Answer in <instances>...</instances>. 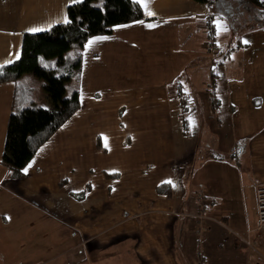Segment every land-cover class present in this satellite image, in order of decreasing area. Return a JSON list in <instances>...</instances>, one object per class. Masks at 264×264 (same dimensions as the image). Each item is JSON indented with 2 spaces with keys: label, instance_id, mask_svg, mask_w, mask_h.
Returning <instances> with one entry per match:
<instances>
[{
  "label": "crops",
  "instance_id": "obj_1",
  "mask_svg": "<svg viewBox=\"0 0 264 264\" xmlns=\"http://www.w3.org/2000/svg\"><path fill=\"white\" fill-rule=\"evenodd\" d=\"M80 1L0 0V65ZM131 1L144 18L86 42L81 109L23 177L0 149V264H264V51L249 53L238 30L260 13ZM14 83L0 85V136ZM167 184L171 198L158 193Z\"/></svg>",
  "mask_w": 264,
  "mask_h": 264
},
{
  "label": "trees",
  "instance_id": "obj_2",
  "mask_svg": "<svg viewBox=\"0 0 264 264\" xmlns=\"http://www.w3.org/2000/svg\"><path fill=\"white\" fill-rule=\"evenodd\" d=\"M193 1L219 12L225 1H239L260 13L258 17H250L255 20L252 28L264 26V0ZM67 18L68 22L60 23L46 32L25 33L19 59L0 65V85L16 83L9 116L7 154L3 160L14 179L23 177V170L35 158L39 149L81 109L79 89L83 68L82 51L86 42L95 36L111 34L117 26L140 21L144 17L131 0H81L69 6ZM213 32L211 29V34ZM212 43L217 44L219 49L217 56L215 54L213 57L219 65L221 49L215 38L211 40ZM25 74H35L48 82L46 91L56 106L54 111L34 108V89L20 81ZM107 177L117 178L118 175ZM89 191L90 186L73 196L85 200ZM158 193L171 198V185H161Z\"/></svg>",
  "mask_w": 264,
  "mask_h": 264
},
{
  "label": "rangeland",
  "instance_id": "obj_3",
  "mask_svg": "<svg viewBox=\"0 0 264 264\" xmlns=\"http://www.w3.org/2000/svg\"><path fill=\"white\" fill-rule=\"evenodd\" d=\"M255 20L247 17L246 18V22L240 23V25L242 27L238 28V30L241 32L239 34L240 39L243 41V47H248L249 50H247L249 53H255V54H260L261 51H264V26H260L258 28H252V26L254 25ZM40 32V31H39ZM43 32V31H41ZM245 41H247V43H245ZM221 47V46H220ZM83 52V51H82ZM137 69L135 68L133 70V68L131 69L130 73H134L136 72ZM140 71H138L139 73ZM130 73L127 74V76L130 75ZM143 73L140 72V75H142ZM135 76L137 74H134ZM133 75V76H134ZM143 78H145L144 76H141L140 79L142 80ZM147 79V78H146ZM137 80V79H135ZM20 81H22L21 84L23 85H28L30 87H32L33 90V103H35L36 105L39 106L40 109H44L47 111L52 110V105L49 104V100L48 97L49 94L46 91V88L48 87V82L44 79H41L39 77H37V75L35 74H25ZM137 83H131L130 85H119V87H131V86H137L135 85ZM13 85H15L14 87H16V84L14 83ZM12 85V86H13ZM70 95V93H69ZM10 115H8V117L5 114V119L3 118V121L1 122L2 126V133L0 136V149H4L6 148L7 145V135H8V126H9V117ZM5 120V121H4ZM6 133V136H5ZM5 138V139H4ZM258 224H259V219H258ZM259 227L260 224H259Z\"/></svg>",
  "mask_w": 264,
  "mask_h": 264
},
{
  "label": "built area",
  "instance_id": "obj_4",
  "mask_svg": "<svg viewBox=\"0 0 264 264\" xmlns=\"http://www.w3.org/2000/svg\"><path fill=\"white\" fill-rule=\"evenodd\" d=\"M210 49H211V56H212V69L218 66L217 61L213 59L214 55L217 53L219 50L217 47V44L212 43L210 44ZM181 106L185 104V100L181 99L180 100ZM256 201H257V212H258V219H259V224L261 227H264V185H256Z\"/></svg>",
  "mask_w": 264,
  "mask_h": 264
},
{
  "label": "snow or ice",
  "instance_id": "obj_5",
  "mask_svg": "<svg viewBox=\"0 0 264 264\" xmlns=\"http://www.w3.org/2000/svg\"><path fill=\"white\" fill-rule=\"evenodd\" d=\"M138 2H140V0H138ZM145 7H147V4H145ZM147 14L150 15V16L153 15V13H151V12H148ZM65 22H67V21H65ZM154 26L155 25H152V24L148 25V27H154ZM218 28H223V26L222 25H218ZM218 34H219V32H218ZM245 43H247V41H245ZM105 141H106V138H105ZM105 147H107V142H105ZM29 167H31V165H29ZM168 182L171 183L170 181H168Z\"/></svg>",
  "mask_w": 264,
  "mask_h": 264
}]
</instances>
